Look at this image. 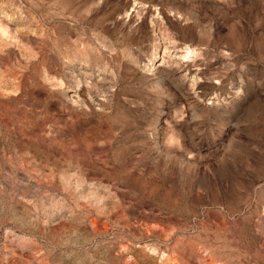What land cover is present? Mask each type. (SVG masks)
<instances>
[{"label":"rangeland","instance_id":"1","mask_svg":"<svg viewBox=\"0 0 264 264\" xmlns=\"http://www.w3.org/2000/svg\"><path fill=\"white\" fill-rule=\"evenodd\" d=\"M0 264H264V0H0Z\"/></svg>","mask_w":264,"mask_h":264},{"label":"bare ground","instance_id":"2","mask_svg":"<svg viewBox=\"0 0 264 264\" xmlns=\"http://www.w3.org/2000/svg\"><path fill=\"white\" fill-rule=\"evenodd\" d=\"M193 52V51H192ZM190 53V52H189ZM189 57V56H188Z\"/></svg>","mask_w":264,"mask_h":264}]
</instances>
